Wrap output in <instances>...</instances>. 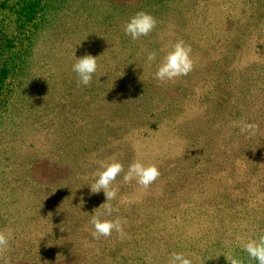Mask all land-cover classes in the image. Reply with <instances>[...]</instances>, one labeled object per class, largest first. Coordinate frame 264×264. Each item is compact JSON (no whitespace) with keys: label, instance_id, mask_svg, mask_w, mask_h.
Returning <instances> with one entry per match:
<instances>
[{"label":"rangeland","instance_id":"obj_1","mask_svg":"<svg viewBox=\"0 0 264 264\" xmlns=\"http://www.w3.org/2000/svg\"><path fill=\"white\" fill-rule=\"evenodd\" d=\"M141 10L158 23L132 40L123 25ZM181 39L192 70L157 79ZM85 54L99 67L78 86ZM112 159L160 175L144 188L121 173L111 203L128 235L95 239L89 215L106 197L89 186ZM5 228L0 264H167L173 251L247 264L243 243L264 235V0H0Z\"/></svg>","mask_w":264,"mask_h":264},{"label":"clouds","instance_id":"obj_2","mask_svg":"<svg viewBox=\"0 0 264 264\" xmlns=\"http://www.w3.org/2000/svg\"><path fill=\"white\" fill-rule=\"evenodd\" d=\"M157 19L149 12L138 11L123 25L126 36L132 40L147 36L157 26ZM191 46L184 40H177L171 47V50L163 57L155 72V77L161 81L173 80L180 76L187 75L193 68L191 58ZM157 51H151L147 54V61L152 62L157 58ZM98 59L91 54H85L80 58L75 57L72 64V71L76 74L78 86H89L94 75L98 71ZM257 125L253 123H244L240 126L241 133L255 130ZM123 173L125 183L133 179L137 184L144 188L149 187L159 177L160 172L155 164H145L139 160L128 165L127 171H124V165L116 159L110 162H100V170L96 174V179L89 186L91 193L103 192L106 202L101 204L93 211L90 216L92 225V236L95 239L101 237H110L115 232L120 239L127 237L125 228L127 218L121 216L120 208L114 206L111 201L117 198L118 188L114 186L117 177ZM83 205V200H81ZM51 214V213H49ZM13 239V230L10 228L0 229V251L9 247V242ZM242 250L246 253L247 264H264V235L255 238H248L242 245ZM228 264H245V258L230 251L227 254ZM167 264H193L191 254L182 251H173L169 254Z\"/></svg>","mask_w":264,"mask_h":264}]
</instances>
